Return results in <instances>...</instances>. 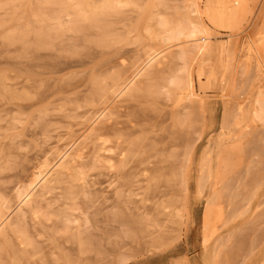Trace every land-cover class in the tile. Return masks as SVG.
<instances>
[{"label":"rangeland","instance_id":"374dc122","mask_svg":"<svg viewBox=\"0 0 264 264\" xmlns=\"http://www.w3.org/2000/svg\"><path fill=\"white\" fill-rule=\"evenodd\" d=\"M237 1L0 0V264H264V0ZM192 24L205 51L163 41Z\"/></svg>","mask_w":264,"mask_h":264},{"label":"bare ground","instance_id":"6f19581e","mask_svg":"<svg viewBox=\"0 0 264 264\" xmlns=\"http://www.w3.org/2000/svg\"><path fill=\"white\" fill-rule=\"evenodd\" d=\"M128 3V2H127ZM246 0H238L237 1V4H236V7H235V10L230 14V20H232V21H235V20H239V19H241L242 17H243V15L245 14V12H246ZM196 7H198V6H196ZM194 9V8H193ZM198 9V8H197ZM78 12V11H77ZM196 12H199L198 10H196ZM97 15H99V14H97ZM97 18V17H96ZM88 19V18H87ZM100 20V19H99ZM154 26V25H153ZM178 26H179V24H178ZM95 27V26H94ZM174 31H175V28H174ZM110 35V34H109ZM183 36H185L187 39H191V41L194 43V44H197V45H194V48H196L198 51H201V50H206L207 49V47H208V43H209V40H210V38H209V35L207 34V32L205 31V30H203V29H201V28H199V27H196L195 25H191L190 26V28H189V30H188V33L187 34H185L184 32H183V30L182 31H178V32H169L168 31V33L166 34V36H164V38H163V41L168 45V44H170L171 45V43H174V42H177V41H179L180 39H181V37H183ZM183 39V38H182ZM189 43H191L190 41H189ZM185 44H186V42H185ZM178 46V45H177ZM179 52V51H178ZM184 56V54L182 55V57ZM186 58V57H185ZM180 59V58H179ZM151 61V60H150ZM150 61H149V63H150ZM181 61V60H180ZM146 64V63H145ZM186 65V64H185ZM150 72V71H149ZM175 73V72H174ZM135 77V76H134ZM153 79V78H152ZM173 79V78H172ZM125 83V82H124ZM170 84H173V85H175V86H179V85H181V81H179V79H177V80H171L170 81ZM163 85H165L164 83H163ZM162 89H163V87H162ZM161 93V92H160ZM171 97V96H170ZM170 99V98H169ZM262 105V104H261ZM109 127V126H108ZM107 128V127H106ZM111 130H113V128L111 129ZM108 131H109V129H108ZM110 133V132H109ZM88 139V138H87ZM93 157V156H92ZM99 157H100V155H99ZM118 163V162H117ZM54 167V166H53ZM43 174V172H41V173H38V176H40V178L41 177H43V176H41ZM44 175V174H43ZM40 178H37V176H36V179L38 180V179H40ZM39 182H41L40 180H38ZM117 182V181H116ZM37 184H40V183H37ZM37 185H35V187H36ZM34 187V188H35ZM25 194H26V192H25ZM25 194H23V195H25ZM21 197L23 196V195H21V194H19ZM27 196V195H26ZM20 198V197H19ZM26 199V198H25ZM25 199H23V201L25 200ZM79 204H80V202H79ZM96 204V203H95ZM62 208V207H61ZM3 224V223H2ZM0 226H1V224H0ZM22 230V229H21ZM24 230V229H23ZM26 230V229H25ZM72 235V234H71ZM97 235V234H96ZM110 235V234H109ZM2 247V246H1ZM74 247H76V246H74ZM91 249V248H90ZM30 253V252H29ZM38 264V263H37Z\"/></svg>","mask_w":264,"mask_h":264}]
</instances>
